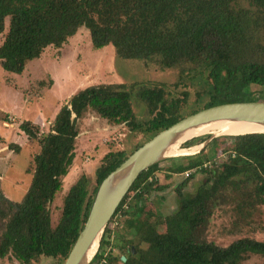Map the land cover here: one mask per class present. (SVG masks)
<instances>
[{
	"label": "trees",
	"instance_id": "16d2710c",
	"mask_svg": "<svg viewBox=\"0 0 264 264\" xmlns=\"http://www.w3.org/2000/svg\"><path fill=\"white\" fill-rule=\"evenodd\" d=\"M82 27L90 31L94 48L112 45L119 58L138 60L147 69H176L177 78L169 84H91L60 107L47 133L31 120L19 124L30 139L39 141L40 151L33 158V177L21 201L4 195L0 179V260L12 256L31 264L45 256L64 264L99 185L131 154L119 150L104 154L95 186L81 175L64 197L60 219L53 225L49 205L75 161L78 120L89 110L112 124L138 130L147 142L202 109L264 100V0H0V34L5 33L0 65L22 74L49 46L62 47ZM199 81L202 88L195 87ZM181 87L178 94L171 89ZM191 89L196 96L193 107L188 105ZM133 92L146 105L149 118L137 117ZM225 138L231 142L223 150L228 155L222 162L209 163L203 149L188 163L165 169L167 176L194 169L176 187L179 204L171 213L164 215L151 206L150 196L164 188L156 175L160 162L142 171L114 214L126 216L129 234L115 243L124 252L105 255L112 231L108 225L90 264L103 259L106 264H245L253 255L264 257V241L259 239L242 237L220 246L205 238L214 210L229 201L232 192L240 199L239 207L264 205V132ZM198 171L204 175L197 188L184 192ZM127 198L128 208L136 211H128Z\"/></svg>",
	"mask_w": 264,
	"mask_h": 264
},
{
	"label": "rangeland",
	"instance_id": "374dc122",
	"mask_svg": "<svg viewBox=\"0 0 264 264\" xmlns=\"http://www.w3.org/2000/svg\"><path fill=\"white\" fill-rule=\"evenodd\" d=\"M4 34H0V44ZM177 78V70L160 71L155 68L147 69L138 60H124L117 56L112 45L96 49L92 45L90 31L82 27L72 36L66 44L57 48L49 46L40 58L32 60L24 73L15 74L3 70L0 65V179L4 195L14 201H21L33 177V158L40 151L37 139H30L20 128L24 120H31L40 125L41 133L51 129L52 122L60 107L78 90L98 83H127L144 81H161L172 83ZM43 81V84L40 82ZM199 81L196 88H202ZM199 84V85H198ZM176 94L184 88L174 89ZM195 92L191 89L188 105H195ZM132 103L139 119L149 118L146 105L138 99L134 92ZM79 136L76 141L77 156L69 171L64 177L62 189L57 193L49 207L52 223L56 225L60 219L63 200L69 189L83 174L90 179L91 186L96 184V170L101 165L102 157L110 150L132 153L135 147L147 140V137L137 131L131 130L126 124H112L99 116L95 111L89 110L78 120ZM212 136L205 133L194 137L180 145V149L189 148L192 153L172 156L160 162V169L156 171L159 184H167L165 189H159L150 196L151 206L155 205L158 211L161 196L163 199L160 211L167 214L172 211V195L176 194V187L186 179L187 174L169 173L165 170L172 164L188 163L189 157H196L204 149L207 159L222 162L227 158L224 148L230 145L226 135ZM214 139L215 148L210 144ZM191 145H186L189 141ZM204 143L205 147H202ZM10 144L15 145L10 146ZM201 145L193 148L194 145ZM223 155V156H222ZM226 155V156H225ZM207 163V164H209ZM187 182L184 192H194L202 179L203 173L198 171ZM203 174V175H202ZM167 192H164L166 191ZM132 193V192H131ZM238 196L235 192L230 194L229 201L222 202L214 210L211 220L206 228L205 238L220 246H227L234 240L242 237H251L264 241V205H238ZM223 201V200H222ZM131 202L129 198L127 204ZM154 207V206H153ZM178 207V205L176 206ZM130 212L135 208H128ZM126 216L118 214L109 222L112 229L107 234L110 244L104 247L107 255L120 256L123 248L115 246L118 238L129 229L124 226ZM130 237V235L125 234ZM144 246V244H143ZM57 259L41 256L31 264H56ZM0 264H21L14 257L9 256L0 260ZM95 264H106L103 259ZM245 264H264V257L253 255Z\"/></svg>",
	"mask_w": 264,
	"mask_h": 264
},
{
	"label": "water",
	"instance_id": "95a60500",
	"mask_svg": "<svg viewBox=\"0 0 264 264\" xmlns=\"http://www.w3.org/2000/svg\"><path fill=\"white\" fill-rule=\"evenodd\" d=\"M219 122H242L264 127V100L227 102L202 109L160 131L134 150L99 185L85 225L64 264H90L109 222L142 171L167 158L182 155L173 154V150H179L183 142L192 139L188 133ZM252 132L264 131L247 133ZM218 135L222 134L212 133L211 137ZM96 244L97 249L92 253ZM122 259L125 261L126 257L123 255Z\"/></svg>",
	"mask_w": 264,
	"mask_h": 264
},
{
	"label": "bare ground",
	"instance_id": "6f19581e",
	"mask_svg": "<svg viewBox=\"0 0 264 264\" xmlns=\"http://www.w3.org/2000/svg\"><path fill=\"white\" fill-rule=\"evenodd\" d=\"M250 131H264L263 126H258L255 124H249V123H242V122H219V123H212L200 128L195 129L192 131L189 136L194 139V137L205 134V133H217L222 135H233V134H240V133H247ZM188 137V136H187ZM202 145V144H201ZM200 144L194 145L191 149L199 148L201 146ZM205 147V146H204ZM189 148L179 149L176 151L173 150V154H189L192 152V150H188ZM98 244L95 245V248L93 249L92 253H94L97 249Z\"/></svg>",
	"mask_w": 264,
	"mask_h": 264
},
{
	"label": "crops",
	"instance_id": "0c3cea01",
	"mask_svg": "<svg viewBox=\"0 0 264 264\" xmlns=\"http://www.w3.org/2000/svg\"><path fill=\"white\" fill-rule=\"evenodd\" d=\"M160 185H162L164 188H162V189H165L166 187H167V184H160ZM175 191H176V189H175ZM164 192H167V190L166 191H164ZM177 194V193H176ZM166 197V195H163V196H161V200H162V202H159L158 201V203L160 204V208H161V205H163V199ZM179 204V201H178V196L177 195H172V207L175 205V207L172 209V211H170V212H168V213H171V212H173V211H175V209L177 208L176 206ZM160 208H158V211L160 212V213H162L161 211H160ZM167 213V214H168Z\"/></svg>",
	"mask_w": 264,
	"mask_h": 264
},
{
	"label": "built area",
	"instance_id": "2783aa9c",
	"mask_svg": "<svg viewBox=\"0 0 264 264\" xmlns=\"http://www.w3.org/2000/svg\"><path fill=\"white\" fill-rule=\"evenodd\" d=\"M192 171H194V169H193V170H187V171H185V173L187 174V176H189L190 173H192ZM187 176H186V177H187Z\"/></svg>",
	"mask_w": 264,
	"mask_h": 264
}]
</instances>
